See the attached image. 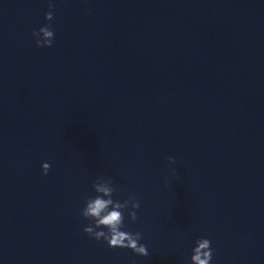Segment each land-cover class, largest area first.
<instances>
[{
  "label": "clouds",
  "instance_id": "obj_1",
  "mask_svg": "<svg viewBox=\"0 0 264 264\" xmlns=\"http://www.w3.org/2000/svg\"><path fill=\"white\" fill-rule=\"evenodd\" d=\"M49 7H52L51 3ZM45 19L52 21L53 12L48 11L45 14ZM33 36L36 38L37 47H51L55 34L50 25H45L40 27L38 31L34 30ZM168 159L170 162H174L173 158L169 157ZM42 170L43 174L47 175L50 164L43 163ZM93 188L97 195L88 198L85 201V207L81 210V215L85 219L93 221V223L85 226L83 231L97 241L103 239L110 248H126L139 256L147 257L149 251L146 245L140 243L141 233L122 230L125 210L131 209L128 211L130 220L135 221L137 219L136 210L139 209L140 203L136 197H130L123 202L114 200L112 197L116 192V188L110 178H98L93 183ZM103 229H106V231ZM192 252L191 264H210L213 257L211 241L206 238L198 239Z\"/></svg>",
  "mask_w": 264,
  "mask_h": 264
}]
</instances>
